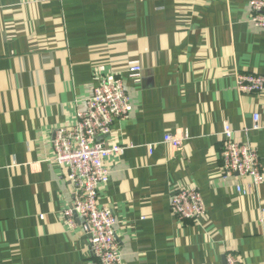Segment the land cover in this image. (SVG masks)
Returning a JSON list of instances; mask_svg holds the SVG:
<instances>
[{
	"label": "crops",
	"instance_id": "1",
	"mask_svg": "<svg viewBox=\"0 0 264 264\" xmlns=\"http://www.w3.org/2000/svg\"><path fill=\"white\" fill-rule=\"evenodd\" d=\"M249 1L0 0V264H98L80 222L66 226L72 189L51 139L111 74L132 108L112 125L107 142L124 150L105 160L99 192L117 220L121 263L226 264L233 253L264 264V182L249 193L247 179L220 173L226 122L264 175V94L235 83L236 73L264 76V30L247 22ZM131 66L142 68L138 82ZM185 131L180 150L162 143ZM177 188L197 189L202 220L170 214Z\"/></svg>",
	"mask_w": 264,
	"mask_h": 264
},
{
	"label": "built area",
	"instance_id": "2",
	"mask_svg": "<svg viewBox=\"0 0 264 264\" xmlns=\"http://www.w3.org/2000/svg\"><path fill=\"white\" fill-rule=\"evenodd\" d=\"M248 12L247 22L264 30V0H250ZM141 71L140 66L129 67V78L138 82ZM235 83L240 94H264V76L236 73ZM131 111L123 79L115 74L99 76L91 96L84 103V110L77 112L76 122L68 128H57L51 139L52 161L68 170L66 179L72 189L70 206L64 212L66 226L74 230L75 220L80 222L90 255L98 264H122L115 237L117 220L107 207L99 205V192L108 184L111 174L105 160L120 156L124 150V146L107 142L112 125L117 120H127ZM258 124L259 114L254 113L251 129L258 130ZM221 137L222 179L235 175L249 181V193L257 190L264 182V175L256 149L250 144L237 142L226 122L223 123ZM188 138L186 131L180 137L165 134L162 143L180 150ZM153 149L154 146H148L150 155ZM236 191L240 194L242 188L238 186ZM169 211L181 222H198L206 216L201 195L195 188L174 189L169 197ZM261 212L264 221V206ZM225 263L240 264V261L233 253H226Z\"/></svg>",
	"mask_w": 264,
	"mask_h": 264
}]
</instances>
